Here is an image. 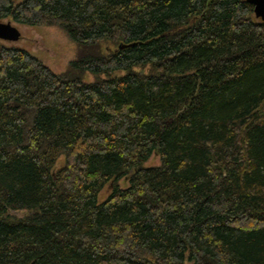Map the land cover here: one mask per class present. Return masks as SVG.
I'll return each mask as SVG.
<instances>
[{
	"label": "trees",
	"instance_id": "1",
	"mask_svg": "<svg viewBox=\"0 0 264 264\" xmlns=\"http://www.w3.org/2000/svg\"><path fill=\"white\" fill-rule=\"evenodd\" d=\"M5 19L75 57L54 72L0 40V264H264L252 4L0 0Z\"/></svg>",
	"mask_w": 264,
	"mask_h": 264
},
{
	"label": "rangeland",
	"instance_id": "2",
	"mask_svg": "<svg viewBox=\"0 0 264 264\" xmlns=\"http://www.w3.org/2000/svg\"><path fill=\"white\" fill-rule=\"evenodd\" d=\"M8 21V20H3ZM21 33V36L16 41L1 40L8 46H15L23 48L36 55L44 64H46L52 71L60 72L64 70L67 63L75 57V43L66 36V34L57 26L42 25L29 26L18 23H13ZM124 70H117L115 75H121ZM105 77L104 74L100 75ZM95 75L90 72L82 74V79L91 81ZM159 163L157 155L153 154L145 163V166L155 165ZM63 164V157H59L54 168H58ZM122 185L125 180H121ZM106 189H104L105 191ZM103 191V192H104ZM105 193V192H104ZM10 213L15 216H23L27 213L26 210H10Z\"/></svg>",
	"mask_w": 264,
	"mask_h": 264
},
{
	"label": "water",
	"instance_id": "3",
	"mask_svg": "<svg viewBox=\"0 0 264 264\" xmlns=\"http://www.w3.org/2000/svg\"><path fill=\"white\" fill-rule=\"evenodd\" d=\"M253 5V12L257 18L264 21V0H246ZM21 33L18 28L12 24L10 20L0 21V40L16 41L20 38ZM126 46V44L119 45V48Z\"/></svg>",
	"mask_w": 264,
	"mask_h": 264
}]
</instances>
